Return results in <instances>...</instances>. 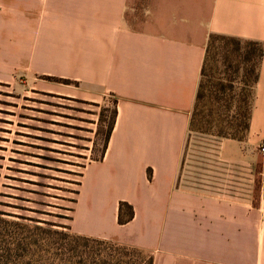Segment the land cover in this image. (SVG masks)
Masks as SVG:
<instances>
[{
    "label": "crops",
    "instance_id": "1",
    "mask_svg": "<svg viewBox=\"0 0 264 264\" xmlns=\"http://www.w3.org/2000/svg\"><path fill=\"white\" fill-rule=\"evenodd\" d=\"M129 1L0 0V80L28 71L73 83L51 91L116 102L72 233L143 250L153 264H264V0H149L141 29L126 21ZM211 36L262 47L249 128L186 166ZM120 203L133 209L125 224Z\"/></svg>",
    "mask_w": 264,
    "mask_h": 264
},
{
    "label": "rangeland",
    "instance_id": "2",
    "mask_svg": "<svg viewBox=\"0 0 264 264\" xmlns=\"http://www.w3.org/2000/svg\"><path fill=\"white\" fill-rule=\"evenodd\" d=\"M148 1H129L130 26L143 28ZM212 44L211 68L224 83L234 81V102L252 109L253 88L246 81L251 80L248 71L256 66L260 46L220 37ZM11 52L7 51L6 66L12 61ZM248 57L251 61L245 63ZM43 78L10 71L0 80V211L71 228L86 167L102 158L115 100L107 97L94 104L72 98L60 86L51 91L59 83ZM190 136L186 166L202 156L200 152L214 150L215 138L223 139L197 131ZM240 136L246 139L247 133Z\"/></svg>",
    "mask_w": 264,
    "mask_h": 264
},
{
    "label": "trees",
    "instance_id": "3",
    "mask_svg": "<svg viewBox=\"0 0 264 264\" xmlns=\"http://www.w3.org/2000/svg\"><path fill=\"white\" fill-rule=\"evenodd\" d=\"M217 37L219 36H211L207 44L189 128L190 131L201 134L243 141L245 136L240 134L248 131L251 107L235 103L234 81L231 79L228 84L224 83L216 70L210 66L213 38ZM220 38L236 44L242 42L233 38ZM260 48L255 68L252 67L248 71L251 80L246 82L251 84V88H254L258 79L259 62L263 55L262 47ZM249 61V57L244 60L245 63ZM238 72L239 67L234 73ZM43 79L64 85L73 84L64 79L46 76ZM234 108L237 110L231 115ZM115 120L116 102L105 138L103 155ZM132 217V207L120 203L118 223L125 224ZM0 264H153V258L137 248L77 235L62 225L0 211Z\"/></svg>",
    "mask_w": 264,
    "mask_h": 264
},
{
    "label": "built area",
    "instance_id": "4",
    "mask_svg": "<svg viewBox=\"0 0 264 264\" xmlns=\"http://www.w3.org/2000/svg\"><path fill=\"white\" fill-rule=\"evenodd\" d=\"M259 150H260V152H262L264 154V144H261L259 146Z\"/></svg>",
    "mask_w": 264,
    "mask_h": 264
}]
</instances>
